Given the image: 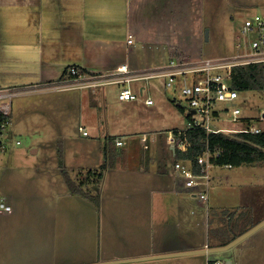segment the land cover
Listing matches in <instances>:
<instances>
[{
	"label": "rangeland",
	"instance_id": "rangeland-1",
	"mask_svg": "<svg viewBox=\"0 0 264 264\" xmlns=\"http://www.w3.org/2000/svg\"><path fill=\"white\" fill-rule=\"evenodd\" d=\"M189 14L192 16H188V58H232L247 53L251 40L257 37L256 33L245 34L243 29L248 18L253 19L257 14L264 16V0H188ZM143 56V65L155 67L165 65L170 58L166 50L161 53L150 50L144 52ZM188 77L193 81L194 75ZM166 82L164 78H157L134 83L135 92L145 87V93L130 105L120 104L119 85L104 86L96 94L88 89L39 92L24 87L10 88L19 91L11 101L10 131L21 144L12 145L0 157V195L5 196L17 210H47L36 216L23 213L22 221L17 223L48 225L49 241L56 239L58 232L63 231V237L59 235L57 239L79 242L82 258H94L98 254L104 257L103 253L109 248L117 252L127 248L126 243L129 246L145 243L136 233L122 232L116 227L122 225L120 220L127 219H120V212H114L112 218L120 220L112 224L111 210L136 206L126 196L123 197L127 189L132 190L135 185L124 183L129 178L125 172L102 171L100 165L105 160L102 142L107 136H117L128 141L137 139L139 146L137 142L141 140L138 135L142 133L149 135L147 143H151V138L163 134L167 136L186 128L189 106L179 82L172 87H167ZM245 96L246 102L238 101L243 114L255 118L253 124L264 129V120L258 119L264 112V91H249ZM148 98L153 100V105L145 103ZM94 100L96 103L92 104ZM5 102H9V99H5ZM85 130L89 136L83 135ZM120 158L121 164L127 163L124 155ZM63 170L77 183L86 180V177L94 180L95 176H88L90 171L104 172L99 182L85 183L84 186L86 192L102 198L101 208L81 196H67ZM211 173L219 178L217 182L221 181L218 186L211 181V203L218 201L223 194L240 195H235L238 212L233 213L234 218L229 216L232 221L227 220L225 229L216 231L215 223L210 225L211 241L226 238L228 233L238 232L240 226H251L264 217V164H248L231 169L215 166ZM190 194L192 198L189 197L188 210L192 216L187 238L195 243L203 242L204 228L197 226L193 217L198 214V221L203 220L207 205L203 204L199 193L198 197ZM27 214L28 217H25ZM263 239L264 227L232 249L208 255L213 264L222 259L234 264L236 256L247 252L260 254L258 248ZM24 240V233L12 239L13 242ZM66 249L59 250L67 252ZM16 250L17 255L15 253L13 257L15 263H23L29 257H39L26 244ZM57 254V249L51 245L38 253L42 255L40 258L47 259Z\"/></svg>",
	"mask_w": 264,
	"mask_h": 264
},
{
	"label": "crops",
	"instance_id": "crops-1",
	"mask_svg": "<svg viewBox=\"0 0 264 264\" xmlns=\"http://www.w3.org/2000/svg\"><path fill=\"white\" fill-rule=\"evenodd\" d=\"M188 16H192L188 15V0H0V87L53 92L48 85L66 80L71 67L87 74L111 73L125 64L134 71L161 67L163 65H143L144 52L153 50V53H161L166 50L170 57L177 54L187 56ZM129 35L134 37L133 44L128 43ZM99 94L102 95V92ZM119 102L123 105L131 103ZM95 103L94 100L92 104ZM107 137L102 142L103 149H107L115 163L105 171L125 172L129 178L124 183L135 185L132 190L128 188L123 197L126 196L136 206L111 210L112 224L127 217L120 220L121 226L116 227L122 232L136 233L145 243L137 246L126 243L127 248L117 252L109 248L103 253L104 257L98 254L94 258H82L79 242L57 239L59 235L63 237V231L57 230L56 239L49 241L48 225L17 223L22 221L23 213L36 216L47 210H17L12 206L11 213L0 217V264H103L125 261H134L128 264H213L208 254L174 255L226 246L264 220L263 217L251 226L242 225L238 232H230L226 238L211 241L210 225L215 223L216 231L224 230L229 216L234 218L233 213L238 212L235 195H240L223 194L218 201L211 203L212 197L208 194V200L203 202L207 205L205 218L198 221V214L193 217L196 225L204 228L205 239L198 243L188 241V223L192 216L188 210V202L192 198L190 192L198 197L196 195L200 191H189L182 177L175 172L176 159L172 146L176 150V144L171 142V133L151 138V143H147L149 135L142 133L138 135L141 142L144 137L147 141L137 142L139 146L137 139L128 141L117 136ZM117 140L128 144L117 146ZM122 155L127 162L124 165L121 164ZM102 164L104 160L100 167ZM211 175L215 185L221 184V181L217 182L219 178ZM65 194L71 195L69 190ZM99 202L100 207L102 198ZM114 212H120V219L112 218ZM19 233H24L25 240L13 242L12 239ZM24 244L35 250V255L39 257H29L23 263L13 262L17 247H24ZM49 245L57 249L59 256L40 258L39 250L47 249ZM65 247L67 252L59 250ZM258 249V255L247 252L236 256L234 264H264V239ZM158 256L163 258L148 259ZM219 261L226 262L225 259ZM226 263L233 264L230 260Z\"/></svg>",
	"mask_w": 264,
	"mask_h": 264
},
{
	"label": "built area",
	"instance_id": "built-area-1",
	"mask_svg": "<svg viewBox=\"0 0 264 264\" xmlns=\"http://www.w3.org/2000/svg\"><path fill=\"white\" fill-rule=\"evenodd\" d=\"M245 34L256 33L257 37L252 39L247 53L223 59H190L186 55L177 54L169 58L168 62L158 68L134 71L128 65H122L111 73L87 74L77 67H71L68 78L60 83L48 85L53 91L85 90L96 94L98 89L109 86H121L119 100L122 102H133L144 95L145 87H140L138 92L133 89V84L157 78L166 79L167 87H172L179 82V86L187 106H189V120L186 128L176 130L179 135L190 130H205L208 134H260L264 131L260 126L253 124V117H247L239 105L240 100L247 101L245 93L241 94L232 86V70L242 65L261 64L264 74V16L255 15L253 19L248 18L243 29ZM128 43H134L133 35H129ZM189 75H194L193 81ZM19 94L18 90L3 89L0 87V157L7 153L12 145H20L21 142L11 134L12 124V98ZM9 99V102H5ZM145 103L153 105L152 99L148 98ZM180 105V104H179ZM181 107V105H180ZM264 120V112L258 118ZM88 136V132L84 131ZM171 142L176 144L175 133L171 134ZM143 142L147 138H142ZM117 146H125L122 140L116 141ZM218 152H207L197 158L200 167L196 172L191 163L184 160H176L174 170L178 176L185 181L188 189H199V197L203 201L208 200L211 187V170L217 166L212 162ZM220 167L233 168L232 165ZM198 194V193H197ZM198 196V195H197ZM12 205L7 198L0 195V215L11 213ZM216 264H228L218 261Z\"/></svg>",
	"mask_w": 264,
	"mask_h": 264
},
{
	"label": "trees",
	"instance_id": "trees-1",
	"mask_svg": "<svg viewBox=\"0 0 264 264\" xmlns=\"http://www.w3.org/2000/svg\"><path fill=\"white\" fill-rule=\"evenodd\" d=\"M232 86L241 94L249 91H264V74L263 65L251 64L242 65L232 70ZM175 131L176 150L175 159L188 161L192 164L194 170L199 172L200 167L197 158L207 152H218L217 157L212 158V162L217 166L232 165L242 167L248 164L262 163L264 164V131L260 134H208L205 130H190L178 134ZM104 164L100 167L102 171L109 166L114 165L112 155H108L105 148ZM63 157V153H61ZM64 178L71 195H79L88 199L96 205H99V196H94L85 191V183H97L104 176V172H88V176H95L94 180L86 177L77 183L71 175L63 170ZM237 238V237H236Z\"/></svg>",
	"mask_w": 264,
	"mask_h": 264
},
{
	"label": "water",
	"instance_id": "water-1",
	"mask_svg": "<svg viewBox=\"0 0 264 264\" xmlns=\"http://www.w3.org/2000/svg\"><path fill=\"white\" fill-rule=\"evenodd\" d=\"M172 149H173V151H175V147L174 146H172ZM263 227H264V220L261 221L260 223H258L257 225H255L254 227H252L251 229H249L247 232H245L244 234H242L241 236H239L238 238H236L234 241H232L231 243H229L226 246H223V247H215V248H211V249L197 250V251L188 252V253H179V254H176L174 256H181V255H202V254H211V253L225 252V251H228V250L232 249L233 247H235L236 245H238L242 241L246 240L248 237H250L251 235H253L257 231H259ZM162 258L163 257L158 256V257H150L148 259H155V260H157V259H162ZM133 262L134 261H125V262H118V263H103V264H126V263L128 264V263H133Z\"/></svg>",
	"mask_w": 264,
	"mask_h": 264
}]
</instances>
